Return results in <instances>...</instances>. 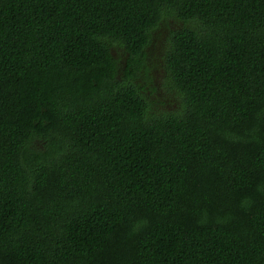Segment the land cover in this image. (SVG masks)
Masks as SVG:
<instances>
[{
  "label": "trees",
  "instance_id": "trees-1",
  "mask_svg": "<svg viewBox=\"0 0 264 264\" xmlns=\"http://www.w3.org/2000/svg\"><path fill=\"white\" fill-rule=\"evenodd\" d=\"M0 264H264V0H0Z\"/></svg>",
  "mask_w": 264,
  "mask_h": 264
},
{
  "label": "rangeland",
  "instance_id": "rangeland-1",
  "mask_svg": "<svg viewBox=\"0 0 264 264\" xmlns=\"http://www.w3.org/2000/svg\"><path fill=\"white\" fill-rule=\"evenodd\" d=\"M160 41H162V40H160ZM160 41H159V48H160V46L162 44V42H160ZM157 52H158V50H157ZM154 62H156V63L159 62L158 61V57H157V61L155 60ZM153 75L155 76L154 80H155L156 84H159V83H161L163 81V73H162L161 69L154 68L153 69ZM159 90L162 91L163 89L160 88Z\"/></svg>",
  "mask_w": 264,
  "mask_h": 264
}]
</instances>
